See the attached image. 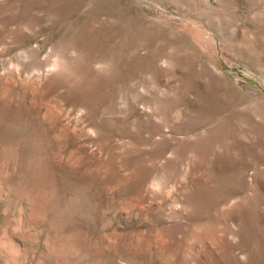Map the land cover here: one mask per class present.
I'll use <instances>...</instances> for the list:
<instances>
[{
  "label": "rangeland",
  "instance_id": "obj_1",
  "mask_svg": "<svg viewBox=\"0 0 264 264\" xmlns=\"http://www.w3.org/2000/svg\"><path fill=\"white\" fill-rule=\"evenodd\" d=\"M0 264H264V0H0Z\"/></svg>",
  "mask_w": 264,
  "mask_h": 264
}]
</instances>
